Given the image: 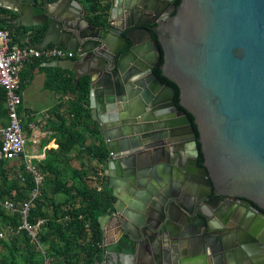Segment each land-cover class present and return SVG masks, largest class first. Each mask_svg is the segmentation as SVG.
Here are the masks:
<instances>
[{
  "label": "water",
  "instance_id": "1",
  "mask_svg": "<svg viewBox=\"0 0 264 264\" xmlns=\"http://www.w3.org/2000/svg\"><path fill=\"white\" fill-rule=\"evenodd\" d=\"M15 1L4 4L46 26L38 47L53 44L81 53L49 65L74 71L75 80L89 78L92 117L107 148L123 153L121 161L147 165L144 173L159 183L156 198L139 190L142 199H136L134 188L118 190L124 184L106 171L116 201L113 213L99 217L104 240L93 264H264V0H181L164 20L162 12L152 13L156 0H148L150 6L146 0H112L101 24L84 15L78 0L64 8L62 0H26L21 6ZM158 65L179 88L178 103L177 87L155 72ZM119 105L120 112L110 113ZM123 120L135 121L133 129L117 127ZM128 133L136 135L138 146L144 139L146 159L118 148ZM188 139H195L194 159L188 158ZM166 142L176 143L177 192L164 188ZM115 163L109 161L108 168ZM198 169L203 176L210 172L221 192L254 203L258 215L251 224L231 212L219 215V222L191 211L193 203L183 200L180 187Z\"/></svg>",
  "mask_w": 264,
  "mask_h": 264
},
{
  "label": "trees",
  "instance_id": "2",
  "mask_svg": "<svg viewBox=\"0 0 264 264\" xmlns=\"http://www.w3.org/2000/svg\"><path fill=\"white\" fill-rule=\"evenodd\" d=\"M85 0L89 5V11L93 13L87 17L95 24H101L108 19L109 10L112 7V0ZM181 0H176L180 4ZM176 10L174 11V13ZM46 26H37L30 33V43L36 45V42L43 39ZM14 41L18 38L14 37ZM50 46H54L51 44ZM41 59L33 63H39ZM46 80V88L59 93L62 97L69 95L70 100L60 103L50 108L49 112L58 116L57 122L50 123L47 127L56 137L59 147L57 149H48L47 157L44 163L35 160L33 166L39 175L43 176L41 182H37L35 174L27 167L25 158L17 161L0 159V264H43V251L38 249L37 245L29 235L28 231L18 227L22 223L21 214L14 210H9L4 206V201L8 200L14 204H19L32 198L35 189L40 191L37 198L33 200L34 205L29 212L28 220L36 223L39 219L45 218L46 222L41 226L39 232L40 243L45 254L50 259V264H60L58 257H65L70 264H93L95 256L101 255V242L104 240V232L101 228L99 217L110 213L113 209L115 196L113 189L105 180L101 189L91 187L86 181L89 171L82 168L75 173L78 180L70 183L61 175L57 152H71L74 148L80 147L81 152L85 151L99 163L106 162L111 152L102 143L104 139L101 134L99 124L92 119L91 109L89 107L90 80L83 76L75 80V72L62 68H51ZM24 71V70H23ZM21 76L20 93L27 85L28 80ZM155 72L166 83L176 86L175 83L162 75L159 67ZM177 87V86H176ZM5 91L0 87V123L8 124L7 109L4 103ZM176 102L179 101V88L177 87ZM32 114V111L27 110ZM194 119L193 115H190ZM33 117L24 118L23 125L32 134L29 128ZM195 124V123H194ZM88 135L95 137L100 144H88ZM1 143V141H0ZM203 155L200 161H203ZM97 172V169L96 171ZM51 184H50V180ZM78 203V204H77ZM66 216H69L66 219ZM90 224V232L86 230V224ZM73 233L81 238L83 252L80 256L71 255L69 252V243L67 238ZM58 235L60 239L65 238L66 250L60 251L53 244V238Z\"/></svg>",
  "mask_w": 264,
  "mask_h": 264
},
{
  "label": "flooded vegetation",
  "instance_id": "3",
  "mask_svg": "<svg viewBox=\"0 0 264 264\" xmlns=\"http://www.w3.org/2000/svg\"><path fill=\"white\" fill-rule=\"evenodd\" d=\"M148 2H149L148 0L144 1V3L146 5L150 6V4ZM178 5L176 4V0H156V1H154V11L152 13L154 15L155 12H162V15L160 18L164 20V19L175 14L174 11L177 10ZM144 11H146V10H144ZM148 12H150V10ZM144 16H145L144 18L146 20L152 19V17L149 16L148 14H146V15L144 14ZM154 35L156 36V34H154ZM157 67H159V65L156 66V68ZM176 96H177V91H176ZM175 101H177L176 97H175ZM107 105L109 106V104H107ZM108 106H107V108H108ZM117 107L118 108H116L115 110L110 109V113H112V114L116 113V112L118 113L123 108V106H120V105ZM151 114H153V113H151ZM190 115H192V114L189 113V116ZM190 118H191V116H190ZM97 119H99V115H98ZM193 120L194 119H192V121ZM134 125H135V121L133 122V120H130L128 122L123 120V122L121 124L117 125V127L121 128V129L126 128L128 130L129 128L133 129ZM194 126L196 128L197 144L199 145V147H201V143L198 140L199 131L197 129V125L194 124ZM186 135L187 136L191 135V133H187ZM135 136L136 135L134 133L126 134L128 141L120 140L118 143V148L119 149L129 148L125 152H131L130 154L138 155L140 153L141 154L143 153V158L146 159V157L144 156V152L146 153L148 149H146L144 147L145 146L144 139L142 137L140 138L141 142H143V144L141 146H138L137 145L138 142L135 140ZM171 138H173V137H171ZM165 140H167V138ZM194 140L195 139H188L187 144L185 145V146H187V150L189 153L188 155H190L192 152L191 157L188 156V158H191V159H194V157H195V155L193 154V148H192V143ZM175 145H176L175 142L174 143L166 142V144L164 145L166 148L165 149L166 152L164 151L162 153V160L163 161H161V162H164L168 168L165 174L168 176L169 181H167L164 188H166L170 192H177L179 189V184L177 183V180H176V169L179 167V162L177 160V157L175 156V151H176ZM119 154H121V156H122L123 153H111V156L108 159V163H109V161H113V160L119 161V164L115 163V164H113V166H111V168H108L109 171L110 170L114 171L115 178L117 179L118 183L120 184L119 186H123V184L125 186L124 188L119 187L118 190L123 189V191L126 192L127 189L134 188L136 190V199H142L141 197L138 196L139 190L145 191V192L147 191L149 194H151V196L153 198H156V196L154 194V190L156 188H158L159 183L157 181H155V179L153 180L152 174L144 173L143 169L145 167H147V165H141L140 166L139 163L133 164V163L128 162V161H121L120 160L121 156H119ZM201 154L203 155L201 148H200V154L198 157V162H199L198 164L199 165H202L204 162V159H203V161H200ZM159 156H160V152L158 151V153H156L154 155V157H159ZM203 158H204V155H203ZM157 164H159V163H156V165ZM163 167H165V166H163ZM192 172H193L192 170L190 172H188L189 177L184 178L183 187L182 186L180 187L181 188V196H183V200H186V202L190 203V204L193 203L194 209L191 211L195 212L198 210H202L205 213H209L212 217H216L214 219L218 220L219 222H220V219L217 218L219 215H226L229 212H231V214L234 216L241 217L242 219L246 218L247 219L246 222L248 224L249 223L251 224V221L258 215L257 212H255L253 207H252V205H254V203H252L250 205L249 203L244 201V200H247L246 198H244L242 196H236V195L221 192L219 187L216 185L215 181L212 179L210 172H209L208 176H205V175L203 176L202 171H200L199 169L197 172H194V173H192ZM190 174L193 175V178L190 177ZM195 176L198 178L200 177L201 178L200 181H197L195 179ZM147 177H150L148 181H146ZM105 178H106V181L108 182V185H109V183L111 181V176H109V174L106 175V170H105ZM114 182H116V181H114ZM139 183L144 184V186H139L142 188L137 189L136 186ZM164 188H163V190H164ZM128 194H129V192H127V195ZM180 199L181 198L172 197L169 200H180ZM114 201H116V197H115ZM172 208L175 211L176 207L173 206ZM110 213H113V209L110 211ZM188 213L190 214V212H188ZM248 226H251V225H248ZM237 227H238V225L235 227L234 226L231 227V229L236 231L235 228H237Z\"/></svg>",
  "mask_w": 264,
  "mask_h": 264
},
{
  "label": "crops",
  "instance_id": "4",
  "mask_svg": "<svg viewBox=\"0 0 264 264\" xmlns=\"http://www.w3.org/2000/svg\"><path fill=\"white\" fill-rule=\"evenodd\" d=\"M4 1L6 0H0V26L8 29L11 34H12V38L16 37L18 38V40H16L15 42H23L25 40H28L30 42V33L32 32V30L37 27V25H35L36 23V18H33V16L31 15H27V14H23V13H19L17 10H14L16 8H12L6 4H4ZM45 1H49V2H56L57 0H37L38 4L41 5H45ZM64 2V6L63 8L68 5H70L72 0H62ZM82 6L84 7V15L86 14L88 16H91L93 13H91L89 11V5L85 2V0H78ZM18 4H27L28 2L26 0H18L15 1ZM101 2L105 3L104 0H102ZM110 11V10H109ZM74 14H76V11H74ZM109 17V16H108ZM14 40V39H13ZM52 60H43L40 61L39 63H29L27 64V66L25 67L24 71H23V76L24 78H26L27 85L25 86V88L22 91V98H23V104L21 107V115L22 118L24 120V118H28L30 116L33 117V121L30 122L29 124V128L32 129L30 127L31 123L34 125L36 123V121L38 120H42L44 124L43 130L45 131V135L43 138H40L38 136L34 137V131L32 129V134L29 135L28 131L25 129L26 131V136L28 138V144H27V148H26V153L13 160V161H17L20 158H25L27 161V166L29 165H33V162L35 160L42 162V164L44 163V160L47 157V150L48 149H57L59 147V143L57 142L56 137L53 136V132L50 130V128L47 127V123L48 121H52L50 123V126H52V123L57 122L59 120L58 116L53 115L49 112L50 108L54 107L57 104L60 103H65L64 105V111L66 112V114H69L67 112L66 109V102L70 100V96L66 95V96H61L59 93H57L56 91H53L51 89L46 88V80L48 77V74L52 71L51 68H57L54 66H50L49 62H51ZM22 76V74H21ZM32 83H37L38 87L40 88V93L42 95H44L45 93H48V95L50 97H52L53 102L52 103H45L42 104V98H37L38 99V104L36 107H29L26 104L25 101V92L28 86H30ZM29 99V98H27ZM4 103H5V99H4ZM6 107V105H5ZM89 107H90V101H89ZM40 108V109H39ZM91 109V107H90ZM27 110L32 111L33 113L30 114V112L28 113ZM41 115V116H40ZM92 115V112H91ZM41 117L38 119V117ZM7 119H8V115H7ZM38 119V120H36ZM92 119L94 121H96L99 126H100V122L96 119H94L92 117ZM9 122V120H8ZM5 126L2 123H0V127ZM94 141V145H99L100 142L93 136H89L88 135V144L92 145V142ZM90 142V143H89ZM102 145H104L106 147V141H104L102 143ZM111 152V151H110ZM86 155V157H84V155ZM111 154V153H110ZM57 157H58V162H59V168H60V172L61 175L63 176V178L69 180V182L71 183H75L76 180H78V176L75 174L77 173L76 171L81 170L82 165L85 166L86 163H88L89 161L87 160H95V158H93L92 156H90L87 152L83 151L81 152V148L80 147H76L74 148L71 152H64V151H59L57 152ZM86 158V159H85ZM75 159L78 160L79 164H75ZM83 159V160H82ZM100 165H102V172H100V182L101 185L98 187V189H101L103 187V182H105L106 178H105V170L108 171V160L104 163H99ZM91 175L90 173H88V175L86 176V181H87V177ZM43 176L40 175L39 180L40 182L42 181ZM52 179L50 180V184H51ZM88 183V181H87ZM89 184V183H88ZM90 186V185H89ZM92 187V186H91ZM96 188V187H95ZM78 204V203H77ZM67 238H69L71 240V242L69 243V252L71 253V255H77L80 256L83 252V245H85V242L82 241L81 238L77 239L78 237H76V235H74L73 233H71L70 235L67 236ZM53 244L52 246H55V248H57L60 251H65L66 250V245H65V238L64 239H60L59 236L56 234L55 237L53 238ZM58 259L60 260V264H70L65 257H58Z\"/></svg>",
  "mask_w": 264,
  "mask_h": 264
},
{
  "label": "built area",
  "instance_id": "5",
  "mask_svg": "<svg viewBox=\"0 0 264 264\" xmlns=\"http://www.w3.org/2000/svg\"><path fill=\"white\" fill-rule=\"evenodd\" d=\"M79 54L77 51L68 50L58 45L45 48L32 45L28 40L15 42L11 32L0 26V87L5 91V105L8 115V124L0 127V159L15 160L26 153L28 138L26 136L25 126L21 115L23 104L22 94L20 93L21 74L27 64L41 60L55 59H73ZM31 127H34L31 124ZM28 169L32 171L39 183V177L36 168L28 164ZM40 194L38 189L32 193V198L20 202L18 205L11 201H4V206L9 210L17 211L21 214L22 223L17 231L25 229L37 245L38 249L43 251V264H50L49 257L46 256L44 248L40 243L39 232L41 226L46 222L45 218L39 219L36 223L28 220L33 200ZM69 216H66L68 219ZM86 230L90 232V224H86ZM3 233H0V237ZM100 246H103L101 242Z\"/></svg>",
  "mask_w": 264,
  "mask_h": 264
},
{
  "label": "rangeland",
  "instance_id": "6",
  "mask_svg": "<svg viewBox=\"0 0 264 264\" xmlns=\"http://www.w3.org/2000/svg\"><path fill=\"white\" fill-rule=\"evenodd\" d=\"M42 97H43L42 104L53 102L52 97H50L48 95V93H45L44 95H42L40 93V88L38 87L37 83H32L30 86L27 87L26 92H25V101L29 107H31V106L36 107L37 105H40V104H38L37 98H42ZM27 98H29V99H27ZM40 116L38 117V119L41 118ZM38 119H36V120H38ZM42 124H44V123L40 119V120L36 121V123L34 124V127H31V125H30V127L33 129V131L35 133L34 137L38 136L40 138H43L44 135L46 134L45 131L43 130L44 125H42ZM92 145H94V141L92 142ZM83 155H84V157H86L85 154H83ZM87 161H89V162L86 163L85 166L82 165V167H84L86 170H88L89 173L91 174L87 177V181H88L90 186L98 188L101 185V182L99 180H100V172H102V165L99 164L97 159L87 160ZM75 164H79L77 159H75ZM96 169H97V172H95Z\"/></svg>",
  "mask_w": 264,
  "mask_h": 264
}]
</instances>
